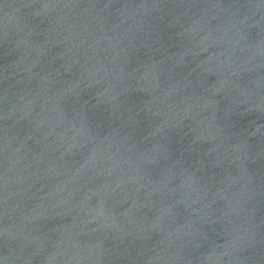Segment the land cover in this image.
I'll return each mask as SVG.
<instances>
[{
  "label": "water",
  "instance_id": "water-1",
  "mask_svg": "<svg viewBox=\"0 0 264 264\" xmlns=\"http://www.w3.org/2000/svg\"><path fill=\"white\" fill-rule=\"evenodd\" d=\"M0 264H264V0H0Z\"/></svg>",
  "mask_w": 264,
  "mask_h": 264
}]
</instances>
